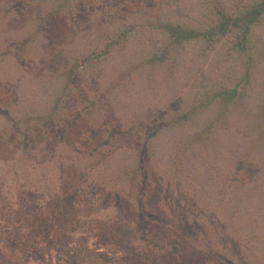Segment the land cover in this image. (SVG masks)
Listing matches in <instances>:
<instances>
[{
  "label": "rangeland",
  "instance_id": "1",
  "mask_svg": "<svg viewBox=\"0 0 264 264\" xmlns=\"http://www.w3.org/2000/svg\"><path fill=\"white\" fill-rule=\"evenodd\" d=\"M256 1L0 0V111L19 122L0 112V264H264V16L226 110L233 34L139 61L162 55L159 24L205 32ZM100 51L67 87L66 70ZM183 114L137 172L144 125Z\"/></svg>",
  "mask_w": 264,
  "mask_h": 264
},
{
  "label": "trees",
  "instance_id": "2",
  "mask_svg": "<svg viewBox=\"0 0 264 264\" xmlns=\"http://www.w3.org/2000/svg\"><path fill=\"white\" fill-rule=\"evenodd\" d=\"M236 14V15H233ZM264 16V0H257L255 3L247 6L244 10H241L237 13L229 14L225 11H217L216 12V20L215 24L210 27L209 29L205 30V32L198 31L196 29L175 25L171 23H161L158 25L157 29H159L160 33L164 36L165 41H163L165 44L160 47V51L163 52L162 55H158V52L156 53H149L148 55L142 56L139 58L140 62H146V65L152 66L153 64H163L166 61V55L164 52L168 51H175L179 47H181L184 44L200 41L204 44V50L212 48L214 46V43L217 41L218 38L226 37L228 34H233V39L229 41L230 45V53L229 56H232V59L239 65L241 70L240 80L236 84V86L232 87L230 90H225L221 92L217 97L221 98L220 100V108L223 110H226L225 108H228L229 105H232L235 103L237 99H242L243 95L245 93L244 88L245 85L249 82L250 73L253 68L254 63V44L251 39V33L253 28L257 25V23L261 20V18ZM117 40V39H116ZM118 40L121 41V38L118 37ZM117 40V41H118ZM119 42V41H118ZM109 54L108 51H100L98 53L91 54L90 56H87L85 58H82L78 60V62L70 66L66 70L65 76H66V83L67 87L69 86L70 82L76 80L77 78V71L78 65H81V68H85L87 64L89 63H96V61H102L105 59V57ZM138 62L137 64H139ZM135 65V64H134ZM137 66H129L128 70L135 69ZM241 83H244L241 85ZM205 97L206 99L210 98V96L207 94ZM205 99V100H206ZM52 103L51 106V112L46 115L49 117L53 113H55L56 109L60 107L62 104V101L59 99V97H56ZM201 102L196 103V108H201ZM7 119L9 123H11V128H17L18 121L16 119H11L7 116L6 113L0 111ZM223 112V111H222ZM26 123L29 124L33 118L34 114L26 115ZM37 118L40 117V115H36ZM42 118V117H41ZM187 118L186 114H183L182 116L178 117H164L160 116L156 121L150 123L149 125H144V129L146 130L143 137L141 138L142 143L140 144V166H137V172L142 169L143 159L147 157V147H148V141L152 140L153 138L158 137V135L166 128L172 127L175 125H178L181 120H185ZM49 120H52L49 118ZM133 129V128H132ZM20 138L22 139L18 143H26L28 141V135L27 134H21ZM210 170V168L208 169ZM213 180V184L216 182ZM215 192V189L211 190V194ZM215 199V198H214ZM219 207L221 205V199L220 201L215 200V203ZM142 207V204H141ZM140 214L147 217L146 211L142 208L140 210ZM179 223L182 226V228H189L190 236H197L194 227L198 225L196 219H191L189 217L183 216L179 219ZM192 229H191V228ZM194 229V232H193ZM193 247V246H192ZM192 255V253H190ZM213 254V253H212ZM219 254V253H218ZM222 256V255H221ZM231 264V263H227ZM246 264V263H244Z\"/></svg>",
  "mask_w": 264,
  "mask_h": 264
}]
</instances>
